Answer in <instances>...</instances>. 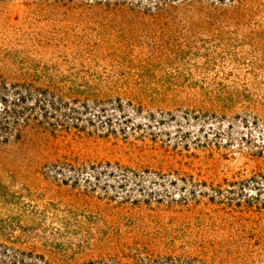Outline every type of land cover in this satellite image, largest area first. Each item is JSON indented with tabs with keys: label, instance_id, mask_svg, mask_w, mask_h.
<instances>
[{
	"label": "rangeland",
	"instance_id": "obj_1",
	"mask_svg": "<svg viewBox=\"0 0 264 264\" xmlns=\"http://www.w3.org/2000/svg\"><path fill=\"white\" fill-rule=\"evenodd\" d=\"M0 80V264H264V0H0Z\"/></svg>",
	"mask_w": 264,
	"mask_h": 264
},
{
	"label": "trees",
	"instance_id": "obj_2",
	"mask_svg": "<svg viewBox=\"0 0 264 264\" xmlns=\"http://www.w3.org/2000/svg\"><path fill=\"white\" fill-rule=\"evenodd\" d=\"M49 92L30 87L9 89L0 80V145L28 147L49 139L53 102ZM50 114V115H49ZM58 159V158H57Z\"/></svg>",
	"mask_w": 264,
	"mask_h": 264
}]
</instances>
